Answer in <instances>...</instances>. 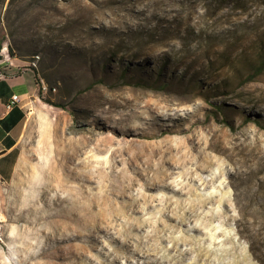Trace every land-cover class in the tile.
<instances>
[{"label": "rangeland", "instance_id": "1", "mask_svg": "<svg viewBox=\"0 0 264 264\" xmlns=\"http://www.w3.org/2000/svg\"><path fill=\"white\" fill-rule=\"evenodd\" d=\"M10 58L0 264H264V0H0Z\"/></svg>", "mask_w": 264, "mask_h": 264}, {"label": "crops", "instance_id": "2", "mask_svg": "<svg viewBox=\"0 0 264 264\" xmlns=\"http://www.w3.org/2000/svg\"><path fill=\"white\" fill-rule=\"evenodd\" d=\"M36 90L31 68L19 59H0V185L7 183L14 174L25 107L29 100L35 99ZM13 94L19 96L20 104L7 110L5 104Z\"/></svg>", "mask_w": 264, "mask_h": 264}, {"label": "built area", "instance_id": "3", "mask_svg": "<svg viewBox=\"0 0 264 264\" xmlns=\"http://www.w3.org/2000/svg\"><path fill=\"white\" fill-rule=\"evenodd\" d=\"M20 101H21V100H20L19 96L16 95V94H13V95L10 97L9 101L5 104V108H6L7 110H11V109H13L15 106L19 105V104H20Z\"/></svg>", "mask_w": 264, "mask_h": 264}, {"label": "trees", "instance_id": "4", "mask_svg": "<svg viewBox=\"0 0 264 264\" xmlns=\"http://www.w3.org/2000/svg\"><path fill=\"white\" fill-rule=\"evenodd\" d=\"M123 71H125V70H123ZM34 76H35L36 85L39 86V79L37 77V74L35 73ZM126 78H127V76H126ZM138 81H140V83L142 85L152 86V83H150L149 81L145 80L144 78H138ZM37 93H38V96H40V88H38ZM54 105L59 106V107H63L62 104H54Z\"/></svg>", "mask_w": 264, "mask_h": 264}, {"label": "bare ground", "instance_id": "5", "mask_svg": "<svg viewBox=\"0 0 264 264\" xmlns=\"http://www.w3.org/2000/svg\"><path fill=\"white\" fill-rule=\"evenodd\" d=\"M36 59H38V57L36 56ZM33 63V62H32Z\"/></svg>", "mask_w": 264, "mask_h": 264}]
</instances>
